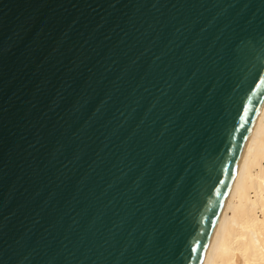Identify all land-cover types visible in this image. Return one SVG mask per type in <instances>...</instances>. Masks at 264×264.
I'll return each mask as SVG.
<instances>
[{"label":"water","instance_id":"95a60500","mask_svg":"<svg viewBox=\"0 0 264 264\" xmlns=\"http://www.w3.org/2000/svg\"><path fill=\"white\" fill-rule=\"evenodd\" d=\"M264 105V0H0V264H203Z\"/></svg>","mask_w":264,"mask_h":264},{"label":"bare ground","instance_id":"6f19581e","mask_svg":"<svg viewBox=\"0 0 264 264\" xmlns=\"http://www.w3.org/2000/svg\"><path fill=\"white\" fill-rule=\"evenodd\" d=\"M203 264H264V105L241 156Z\"/></svg>","mask_w":264,"mask_h":264}]
</instances>
